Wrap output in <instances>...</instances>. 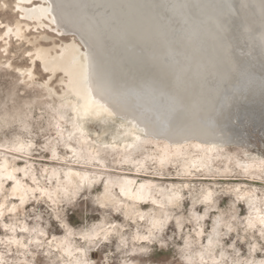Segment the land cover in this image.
I'll return each instance as SVG.
<instances>
[{
    "label": "snow or ice",
    "instance_id": "6c2138e0",
    "mask_svg": "<svg viewBox=\"0 0 264 264\" xmlns=\"http://www.w3.org/2000/svg\"><path fill=\"white\" fill-rule=\"evenodd\" d=\"M242 23L229 0H0V264H264V137L225 147L251 123Z\"/></svg>",
    "mask_w": 264,
    "mask_h": 264
},
{
    "label": "bare ground",
    "instance_id": "6f19581e",
    "mask_svg": "<svg viewBox=\"0 0 264 264\" xmlns=\"http://www.w3.org/2000/svg\"><path fill=\"white\" fill-rule=\"evenodd\" d=\"M208 3H220V0H206ZM233 5L234 18L245 21L238 31L230 37L233 62L245 68L252 76L251 84L242 86V99L239 106V114L243 118L247 116L250 126L260 130L264 134V93L260 88L261 65L264 64V0H229ZM231 31V30H230ZM71 37H69V41ZM120 53L115 54L116 59L120 58ZM235 111V110H234ZM244 130L232 129L231 132L242 133ZM248 137V135H247ZM246 137V139H247ZM166 146L177 147L180 144H203L204 147H211L220 143L211 135L201 139L184 140L174 138L173 140L160 138ZM156 141V140H155ZM246 141V140H245ZM232 144L238 143L233 137ZM227 146V145H225Z\"/></svg>",
    "mask_w": 264,
    "mask_h": 264
},
{
    "label": "rangeland",
    "instance_id": "374dc122",
    "mask_svg": "<svg viewBox=\"0 0 264 264\" xmlns=\"http://www.w3.org/2000/svg\"><path fill=\"white\" fill-rule=\"evenodd\" d=\"M3 104H4L3 98H0V123H6V124L14 125L16 123L15 117L17 116L19 105L13 104V102L11 100H9L7 102L6 108L2 107ZM89 131L91 132V139L92 140H95L97 134H99L102 140H107L109 143L111 142V139H112L111 135L105 137L103 128H99V133L97 132V128H90ZM262 137H264L263 132H261L260 130H256L254 127L250 126L248 128V137L244 143L238 144V145L237 144H231V145H227L225 147L229 151H236L241 147H246L249 151L252 152L253 155H259V152L261 150V139H262ZM151 143L156 144L157 142L155 140H152ZM192 143L193 142H189L186 145H192ZM165 146H166V143L162 140H159L158 147L163 148ZM172 148L174 149L175 147H172ZM150 150H151V148H150ZM184 151L188 152L189 149L186 147L184 149ZM191 151L193 154H195V152L197 150L195 148H192ZM61 155H62V152H61ZM36 163H37V166H39L41 161L37 160ZM45 163H47V161ZM20 166H23L22 163L20 164ZM48 166L52 167V166H57V165L49 164ZM169 171H173V170L169 169ZM134 172H135L134 169L131 172H129L128 169L125 168L124 173L117 171L115 173H112V177L115 179L116 177L123 176L126 179H137ZM173 175H174V171H173ZM145 179H152V178L151 177H145ZM154 182L160 183L161 181L156 180ZM171 182H172L171 180H164L163 181V183H169V184ZM252 186L257 187V188L260 187L258 182ZM115 191L118 192L119 188H116ZM144 210H146V209H144ZM88 222L92 223L93 221L90 219ZM72 226L74 228H77L80 225L73 223ZM0 235H2V231H0ZM58 235L62 236L63 233L60 232ZM204 242L206 243V240ZM90 256H91V254H90ZM193 258L197 261L199 260L197 250H195V249L193 250Z\"/></svg>",
    "mask_w": 264,
    "mask_h": 264
}]
</instances>
